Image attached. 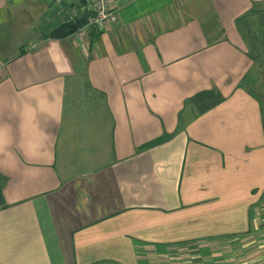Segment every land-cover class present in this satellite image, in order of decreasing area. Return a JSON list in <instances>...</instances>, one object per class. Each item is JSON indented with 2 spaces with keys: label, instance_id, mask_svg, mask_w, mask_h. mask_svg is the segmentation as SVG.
I'll return each instance as SVG.
<instances>
[{
  "label": "crops",
  "instance_id": "obj_1",
  "mask_svg": "<svg viewBox=\"0 0 264 264\" xmlns=\"http://www.w3.org/2000/svg\"><path fill=\"white\" fill-rule=\"evenodd\" d=\"M176 1L118 0L73 42L51 33L81 0H0V264H264V109L235 27L264 0H211V47ZM212 80L225 102L179 132Z\"/></svg>",
  "mask_w": 264,
  "mask_h": 264
},
{
  "label": "rangeland",
  "instance_id": "obj_2",
  "mask_svg": "<svg viewBox=\"0 0 264 264\" xmlns=\"http://www.w3.org/2000/svg\"><path fill=\"white\" fill-rule=\"evenodd\" d=\"M181 2H175V10L183 12L184 19L188 17L196 18L200 21L203 32L209 35V37L206 36L208 47L221 41L229 40L228 34L223 28L224 26L218 23V18L220 20V17L211 0H181ZM256 2H252L247 11L245 10L235 20V27L242 42L239 49L251 64V67L247 70L241 82H239V87L253 93L264 109V2ZM257 66L261 68L260 71L262 70V80L256 82L253 74L258 68ZM225 81H230V79ZM209 89L200 91L185 101L177 127L179 132L186 130V126L183 124L186 117L202 116L225 102V97L215 81L212 80L210 82ZM177 130L176 132H178ZM166 138L167 136H163L159 140L150 142L147 146L159 144L165 141ZM0 183L2 186L4 185L1 180Z\"/></svg>",
  "mask_w": 264,
  "mask_h": 264
},
{
  "label": "built area",
  "instance_id": "obj_3",
  "mask_svg": "<svg viewBox=\"0 0 264 264\" xmlns=\"http://www.w3.org/2000/svg\"><path fill=\"white\" fill-rule=\"evenodd\" d=\"M84 2V8L88 14L87 23L79 28L69 38L73 42L86 40L88 31L94 29L97 31H108L118 24L119 16L116 5L118 0H81ZM118 8V7H117ZM34 47V46H33ZM259 236L264 240V224L258 230Z\"/></svg>",
  "mask_w": 264,
  "mask_h": 264
},
{
  "label": "trees",
  "instance_id": "obj_4",
  "mask_svg": "<svg viewBox=\"0 0 264 264\" xmlns=\"http://www.w3.org/2000/svg\"><path fill=\"white\" fill-rule=\"evenodd\" d=\"M87 17H84L81 21L67 23L60 28L54 30L51 33V37L54 39H63L67 38L70 35L74 34L79 28L83 27L87 23Z\"/></svg>",
  "mask_w": 264,
  "mask_h": 264
},
{
  "label": "water",
  "instance_id": "obj_5",
  "mask_svg": "<svg viewBox=\"0 0 264 264\" xmlns=\"http://www.w3.org/2000/svg\"><path fill=\"white\" fill-rule=\"evenodd\" d=\"M83 4H84V2H83Z\"/></svg>",
  "mask_w": 264,
  "mask_h": 264
}]
</instances>
